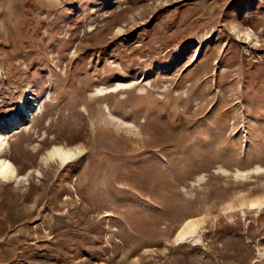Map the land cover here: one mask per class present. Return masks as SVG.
Returning <instances> with one entry per match:
<instances>
[{"label":"rangeland","instance_id":"374dc122","mask_svg":"<svg viewBox=\"0 0 264 264\" xmlns=\"http://www.w3.org/2000/svg\"><path fill=\"white\" fill-rule=\"evenodd\" d=\"M0 160V264H264V0H0Z\"/></svg>","mask_w":264,"mask_h":264},{"label":"bare ground","instance_id":"6f19581e","mask_svg":"<svg viewBox=\"0 0 264 264\" xmlns=\"http://www.w3.org/2000/svg\"><path fill=\"white\" fill-rule=\"evenodd\" d=\"M75 153L71 151L64 150L60 147H54L53 150L49 152V156L52 158H59L62 161H68L72 155ZM0 176L7 178V177H15L14 171L11 169L10 165L7 163L6 160H0Z\"/></svg>","mask_w":264,"mask_h":264}]
</instances>
